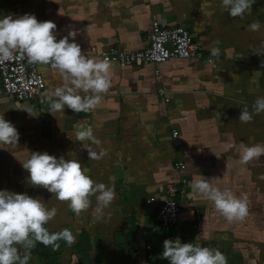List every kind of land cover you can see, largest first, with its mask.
Returning <instances> with one entry per match:
<instances>
[{"label": "crops", "instance_id": "1", "mask_svg": "<svg viewBox=\"0 0 264 264\" xmlns=\"http://www.w3.org/2000/svg\"><path fill=\"white\" fill-rule=\"evenodd\" d=\"M26 13L38 21H53L57 41L76 31L75 42L81 50L90 45L142 49L149 43L150 23L155 18L186 27L208 56H212V47L220 48V55L212 56L213 65L194 58L126 67L111 63V87L101 94L94 111L75 113L65 106L56 112L48 102L45 114L50 133L59 145L66 144L58 146L55 156L78 160L84 172L89 169L97 179L109 181L116 192L103 220L94 218L95 198L82 212L85 218L75 216V221L79 218L77 222L86 226L87 253L82 258L72 255L70 264H147L146 253L163 251L166 239L218 249L210 242L216 239L209 238L205 230V221L215 217L213 203L192 185L206 180L222 190L220 178L227 170L221 150L234 137V130L226 126L241 125V108L250 110L257 98L264 97V54L249 49L264 41V0H255L243 18L231 17L222 0H0V18ZM253 22L261 24L259 31L250 30ZM217 40L219 45L214 43ZM38 69L48 85L47 98L55 89L70 86L51 66L38 64ZM159 87L165 96L158 94ZM40 112L18 104L0 81V115L15 126L19 137L29 132L27 128L34 133ZM31 119H35L34 126L32 121L27 123ZM88 127L101 143L86 140L83 145L97 153L105 149L107 155L100 160L89 159L76 139V132ZM173 130L178 132L175 137ZM178 160L184 167H175ZM171 180L176 185L180 182L181 210L175 226L163 232L156 227L155 209L160 187ZM150 196L155 197L153 202L146 201ZM213 236L217 238V233ZM235 253H227L228 264L233 259L237 263L243 255L232 256ZM162 261L170 264L168 259ZM243 261L258 264L256 259L255 263L249 258Z\"/></svg>", "mask_w": 264, "mask_h": 264}, {"label": "clouds", "instance_id": "2", "mask_svg": "<svg viewBox=\"0 0 264 264\" xmlns=\"http://www.w3.org/2000/svg\"><path fill=\"white\" fill-rule=\"evenodd\" d=\"M255 0H222L223 8L233 17L243 18L250 13ZM57 25L51 21H38L34 15L24 14L13 18L6 15L0 18V64L10 62L15 56L25 59L29 64L49 65L56 69L70 86L60 87L48 97L53 111H64L65 106L75 113H89L96 109L101 94L111 87V63L105 59L94 61L87 58L75 42L76 31L57 41L54 30ZM250 30L259 31L261 24L253 22ZM72 37V42L69 38ZM219 45V41L214 42ZM253 54H264V41L259 47H250ZM213 57L220 55L219 47L210 49ZM83 93V95L77 94ZM53 96L55 99H53ZM35 117L31 109L26 110ZM264 113V97L257 98L250 112L247 106L241 108L239 121L250 123L254 115ZM77 141L87 150L89 159L100 160L107 155L105 149L99 153L92 151L84 141L99 145L101 141L88 127L76 132ZM19 133L15 126L0 115V144L16 146ZM225 150H235L240 163L248 165L264 156V144L237 147L234 143L225 145ZM30 173L33 186L45 188L57 200L67 202L77 215L87 211L95 197L94 218H105V209L116 199L113 187L93 181L83 170L78 160L63 156L57 158L47 152H32L30 158L22 163ZM264 179V176L260 177ZM192 187L206 199L214 203L215 209L229 222L243 221L248 215L246 203L228 190L212 186L206 180H197ZM57 214L55 207L49 209L45 203L27 193H14L0 190V264H28L31 250L37 242L51 246L55 251L59 241L68 245L76 242V236L69 229L52 233L46 225ZM162 257L170 264H228L227 257L218 249H211L192 242L182 243L179 238L166 239L163 243Z\"/></svg>", "mask_w": 264, "mask_h": 264}, {"label": "rangeland", "instance_id": "3", "mask_svg": "<svg viewBox=\"0 0 264 264\" xmlns=\"http://www.w3.org/2000/svg\"><path fill=\"white\" fill-rule=\"evenodd\" d=\"M46 92H48V85H46ZM35 107L38 108V106ZM40 111L42 114L46 113L45 108ZM34 120L31 119L27 123L30 124V121H32L34 126ZM38 126L37 123L33 129L34 133L27 128L29 132L22 134V138L19 137L18 145L16 146L0 144V190L27 193L34 198L42 200L49 209L55 207L57 214L46 227L52 233L60 232L63 229L72 231L73 226L79 225L78 220L75 221L76 214L67 205L65 207L66 202L57 200L45 188L33 186L29 179L30 173L22 167V163L30 158L32 152H47L55 156L58 146L64 148L66 145L64 143L59 145L55 134H47L42 130L43 127L39 128ZM226 127L234 130V137L230 143H234L237 147L264 144V140L253 142L252 128L250 126L246 127L241 123L237 127ZM221 156L223 157L221 158L222 164L226 166L225 170L229 171L221 175L220 180L222 185H224L222 191L228 189L237 198L243 200L247 205L248 215L243 221L229 223L215 209L212 202L211 211L215 217L212 218L213 220L208 219V221H205L206 234H210L207 235L208 237L210 236L209 238L216 239L210 242L217 244L216 248L225 256L231 251L236 252L235 255H232L236 256L238 252L243 254V258H249L252 263H255L253 259H256L258 264H264V179L260 178L264 176V156L259 161H253L248 165L240 163L239 154L235 150H225L223 148ZM86 170L87 172L85 173L93 181L113 187L109 181H101L97 179L96 175L89 172V169ZM100 179L103 178L101 177ZM167 230L162 231L167 232ZM215 233H217V238L213 236ZM210 246L208 244L207 247L210 248Z\"/></svg>", "mask_w": 264, "mask_h": 264}, {"label": "built area", "instance_id": "4", "mask_svg": "<svg viewBox=\"0 0 264 264\" xmlns=\"http://www.w3.org/2000/svg\"><path fill=\"white\" fill-rule=\"evenodd\" d=\"M82 53L87 58L107 59L110 63L126 67L134 63L149 62L162 64L170 59L194 58L214 63L212 56L206 55L200 43L194 40L188 29L181 25H170L167 20L155 18L150 23L149 43L142 49L130 50L117 46L99 49L97 45H90ZM157 73V71H156ZM0 81L3 90L12 95L17 101L24 104V108L38 106V109H48V98L45 93L46 83L43 74L38 69V64H29L18 55L10 62L0 64ZM158 94L165 96L162 87ZM167 101L168 98L164 97ZM177 130L172 131V136H177ZM175 167L182 168L184 163L177 161ZM185 182V180H183ZM179 187L174 183H165L160 187V199L155 210L156 227L171 229L178 222L180 206L174 199ZM154 196L146 201L153 202ZM153 227L152 230H154ZM149 248V246H146Z\"/></svg>", "mask_w": 264, "mask_h": 264}, {"label": "trees", "instance_id": "5", "mask_svg": "<svg viewBox=\"0 0 264 264\" xmlns=\"http://www.w3.org/2000/svg\"><path fill=\"white\" fill-rule=\"evenodd\" d=\"M43 77H44V74H43ZM44 80H45V77H44ZM45 83H46V80H45ZM20 104H23V103L20 102ZM32 107L34 108L35 106H32ZM47 107H48V102H47ZM249 111L250 112L252 111V106ZM45 114H42L41 112L38 114L40 116V125L38 127L39 128L43 127L42 130L45 131V133L50 134V131H51L50 130L51 129L50 119L47 118ZM248 124L252 128L253 142L256 143V142L263 141L264 140V113H261L259 115H254L253 121ZM173 181L174 180H171L170 183H172ZM178 184L180 185V182ZM179 185L177 186L179 187ZM179 190L174 196V199L179 204L180 210H181L180 201H181L182 195L179 192ZM80 216L81 217L79 218L81 219L82 217L85 218L84 213H81ZM79 218L76 220H79ZM85 227L86 226H83L82 223L79 224L78 226H73L72 232L76 236V242L72 245H68L65 241L60 240L58 242L59 248L56 249L55 251L52 249L51 246H44L43 244L37 242L36 246L31 250V258L28 261V264H70L72 255H75L78 258L79 257L82 258V256H85V254L87 253V246H86L87 238L85 235V229H86ZM162 253L163 251H159V250L149 252V253L147 252L145 255L147 264H161V262H163ZM153 256H156L155 260H153ZM232 263L233 264H248L243 261V257L241 255H239L237 263L234 261V259L231 262V264Z\"/></svg>", "mask_w": 264, "mask_h": 264}]
</instances>
